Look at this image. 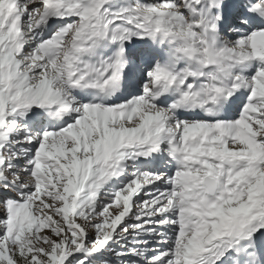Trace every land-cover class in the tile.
<instances>
[{
	"label": "snow or ice",
	"instance_id": "obj_1",
	"mask_svg": "<svg viewBox=\"0 0 264 264\" xmlns=\"http://www.w3.org/2000/svg\"><path fill=\"white\" fill-rule=\"evenodd\" d=\"M0 264H264V0H0Z\"/></svg>",
	"mask_w": 264,
	"mask_h": 264
}]
</instances>
